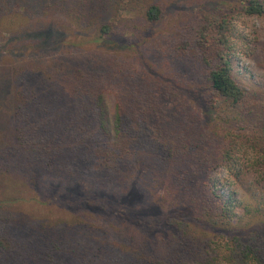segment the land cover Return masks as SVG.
Returning a JSON list of instances; mask_svg holds the SVG:
<instances>
[{"label": "trees", "instance_id": "obj_1", "mask_svg": "<svg viewBox=\"0 0 264 264\" xmlns=\"http://www.w3.org/2000/svg\"><path fill=\"white\" fill-rule=\"evenodd\" d=\"M214 1L194 49L185 34L174 52L145 57L141 67L97 52L15 70V144L1 151L0 176L26 174L33 189L47 176L97 187L76 200L82 214L68 219L28 214L33 198L19 190L0 198V264H264V91L234 76L230 16H264V0ZM121 2L26 0L40 18L65 13L84 31L98 26L94 43L112 33L100 18ZM131 2L149 25L163 15L164 0ZM211 32L219 44L213 56ZM203 103L213 118L200 115ZM219 167L240 198L218 186ZM130 189L165 211L116 214L111 193Z\"/></svg>", "mask_w": 264, "mask_h": 264}, {"label": "rangeland", "instance_id": "obj_2", "mask_svg": "<svg viewBox=\"0 0 264 264\" xmlns=\"http://www.w3.org/2000/svg\"><path fill=\"white\" fill-rule=\"evenodd\" d=\"M16 2L17 0L0 1V165L4 159L1 151L15 144L11 80L16 69L27 63L33 67L39 64L43 66L64 55L90 56L97 52L101 55H120L141 67V61L143 63L145 57L153 61V57L161 54L163 49H173L174 52L182 35L193 37L194 49L203 10L212 11L211 5L217 6L214 0H164L161 19L149 25L140 10L135 9V2L122 0L116 9L109 6L100 18L99 23L111 24L112 33L94 43L90 39L98 26L84 31L69 20L65 13L40 18L28 7L26 0ZM220 13H228V10L221 7ZM230 16L235 25L237 41V48L232 51L234 76L246 89L264 91V16H238L237 13ZM210 36L212 44L207 53L213 56L219 44L214 40L213 32ZM171 38L173 41H170ZM113 103L112 97L107 98L110 115ZM199 111L200 115L210 118L216 115L213 108L204 103L200 105ZM242 123H235L236 127L245 129V124ZM247 128L254 131L259 126L249 124ZM249 155L245 157L247 164L250 163ZM213 177L218 186L224 188L226 195L231 193L237 198L241 197L240 187L227 184V179L233 181L227 169L219 167L214 171ZM31 186L26 174L17 176L9 173L7 176H0V198L17 195L20 191L21 196L33 198L26 202L28 214L68 219L82 214L76 200L97 187L95 184L79 181L63 182L49 176L43 178L36 188ZM232 188L235 189L233 192ZM36 200L39 202H34ZM48 200L51 201L49 204L43 202ZM111 201L116 214L130 220L155 217L165 211L163 207L150 203L146 195L137 189L113 192ZM94 220L103 223L97 218Z\"/></svg>", "mask_w": 264, "mask_h": 264}]
</instances>
